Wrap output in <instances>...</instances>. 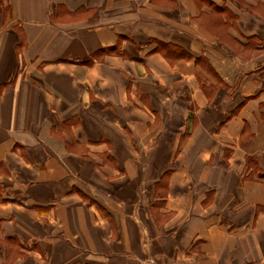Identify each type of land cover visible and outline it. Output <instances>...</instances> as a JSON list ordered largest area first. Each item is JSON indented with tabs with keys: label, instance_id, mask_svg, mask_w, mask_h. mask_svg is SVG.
Returning a JSON list of instances; mask_svg holds the SVG:
<instances>
[{
	"label": "crops",
	"instance_id": "obj_1",
	"mask_svg": "<svg viewBox=\"0 0 264 264\" xmlns=\"http://www.w3.org/2000/svg\"><path fill=\"white\" fill-rule=\"evenodd\" d=\"M154 261L264 264V0H0V264Z\"/></svg>",
	"mask_w": 264,
	"mask_h": 264
},
{
	"label": "rangeland",
	"instance_id": "obj_2",
	"mask_svg": "<svg viewBox=\"0 0 264 264\" xmlns=\"http://www.w3.org/2000/svg\"><path fill=\"white\" fill-rule=\"evenodd\" d=\"M148 257H150V256L147 255V261H148ZM149 261H150V260H149ZM153 264H156L155 261L153 262Z\"/></svg>",
	"mask_w": 264,
	"mask_h": 264
}]
</instances>
